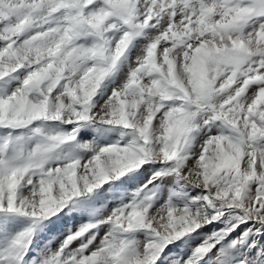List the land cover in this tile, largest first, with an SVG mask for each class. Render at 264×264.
<instances>
[{
    "label": "snow or ice",
    "instance_id": "snow-or-ice-1",
    "mask_svg": "<svg viewBox=\"0 0 264 264\" xmlns=\"http://www.w3.org/2000/svg\"><path fill=\"white\" fill-rule=\"evenodd\" d=\"M0 264H264V0H0Z\"/></svg>",
    "mask_w": 264,
    "mask_h": 264
}]
</instances>
